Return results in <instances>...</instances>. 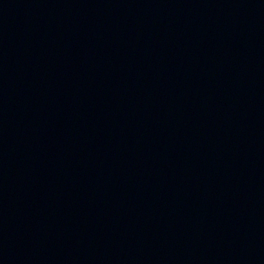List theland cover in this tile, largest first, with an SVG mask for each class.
<instances>
[{
  "label": "water",
  "instance_id": "1",
  "mask_svg": "<svg viewBox=\"0 0 264 264\" xmlns=\"http://www.w3.org/2000/svg\"><path fill=\"white\" fill-rule=\"evenodd\" d=\"M0 264H264V0H0Z\"/></svg>",
  "mask_w": 264,
  "mask_h": 264
}]
</instances>
